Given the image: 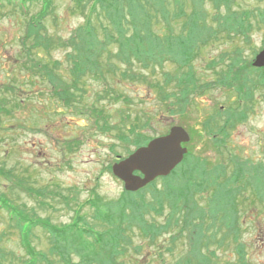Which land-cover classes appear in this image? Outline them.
I'll return each instance as SVG.
<instances>
[{
    "label": "rangeland",
    "instance_id": "rangeland-1",
    "mask_svg": "<svg viewBox=\"0 0 264 264\" xmlns=\"http://www.w3.org/2000/svg\"><path fill=\"white\" fill-rule=\"evenodd\" d=\"M2 1L0 107L5 106L10 112L0 113V200L15 207L25 217L44 220L59 228L79 220L102 232L105 228L93 213L99 209L94 207L95 202L89 203L93 194L100 196L104 210L105 202L109 206L119 200L126 204L138 201L144 205L152 200L149 189H139L142 191L139 195H136L139 190L126 193L123 182L111 171L113 163L137 147L126 139L132 137L129 134L132 126L150 139L167 134L172 126H182L190 136L184 145L192 157L205 161L207 170L214 164L227 163L229 155H235L239 162L245 163L244 170L264 161V71L252 64L256 54L264 48V0H218L217 3L182 0L188 13L179 17L171 0H145L150 2V13L154 17L146 14L148 8L147 12L142 9L137 16L141 22L149 19V23L146 22L149 29L141 32L143 40L155 35L187 33L183 26L195 2L201 5L204 11L201 16L210 29L216 31L215 37L202 43L204 46L192 62L193 67L182 68L179 62L170 60L152 68H143L137 62L126 64L115 58L113 54L118 46L113 45L110 51L102 50L105 53L99 60L103 68H97L96 73L86 71L76 79L70 73L66 58L72 47L64 42L76 34L87 17L97 27V37L104 39L99 22L107 23L105 13L98 5L91 13L89 5L95 0L89 3L83 0L86 3L83 10L77 7L75 0H46L44 12L41 0H24L27 14ZM234 18L244 22L248 30L244 34L232 32L228 36L221 26L226 19ZM32 21L38 28L27 38ZM34 40L35 47L32 45ZM235 57L240 61L239 65L244 63V68L236 66L239 70L236 72L232 68L230 72ZM53 61L59 62L55 69L59 79L55 83H66L69 89V95L63 100L54 95L49 82L46 69L53 70ZM43 66L46 69H41ZM107 66L110 71L106 70ZM113 69L117 71L113 72ZM122 70L128 71L132 79L123 78ZM187 73L197 78V88L190 94L187 104H180L174 96L161 98L162 89L177 94L180 90L177 79ZM118 95L121 98H117ZM96 109L107 120V128L101 129L95 123ZM238 111H243V115H238ZM224 118H229L226 129L211 130L215 121L223 124ZM234 168L229 164L230 172ZM195 174L199 175V172ZM164 181L157 178L152 187L160 190ZM196 181L202 184L200 188L196 187L197 191L192 188L200 222L202 216L208 218L207 213L212 211L215 201L209 203L213 189L207 190L208 178L203 175L189 183V187ZM251 194L245 191L237 197L238 206H229L230 213L236 210L232 222L235 218L238 231L224 241L225 245L222 244L225 238L220 235L215 241L218 244H212L210 249L206 244L207 237H203L200 245L203 235L196 236L200 227L190 223L198 213L189 215L184 223L185 212L189 209L179 201L180 206L178 204L172 215L171 231L144 235L134 226L129 233L132 241L123 242L127 247L123 248L122 254L113 256L111 251L116 247L111 244L107 248L110 251L105 249L104 255L112 260V264H178L188 255L194 261L200 256L202 261L204 256L212 257L213 254L218 259L214 261L216 264H264V199L255 196L256 200L250 201ZM247 198L249 203L245 202ZM163 211L156 216L153 211H148V217L164 223L166 207ZM204 225L205 231L213 222L206 221ZM52 238L50 232L36 226L27 240L36 257L46 254L60 264L58 256L50 253ZM69 241H64L62 247L66 243L70 259L74 263L83 261L81 255L73 252L75 240ZM95 246L86 243L82 246L87 259L94 260V253H100ZM26 250L19 229L1 207L0 254L3 255L0 264L28 262Z\"/></svg>",
    "mask_w": 264,
    "mask_h": 264
},
{
    "label": "trees",
    "instance_id": "trees-1",
    "mask_svg": "<svg viewBox=\"0 0 264 264\" xmlns=\"http://www.w3.org/2000/svg\"><path fill=\"white\" fill-rule=\"evenodd\" d=\"M5 1L7 4L17 6L23 14L28 13L24 5V0ZM75 1L77 2L78 8L81 7L80 9L82 10L85 8L86 3H84L83 0V4L80 2L81 0ZM85 1L89 3L92 0ZM212 1L217 3L218 0ZM41 2L42 12H44L47 3L46 0H41ZM94 3V6L89 3L92 9L91 13L95 11V7H97V5L101 7L105 13L104 17L106 18L107 23H104L103 21L99 22L102 33H104V39L100 40L97 37V27L93 26L90 22V17H87V21L78 29V31H76V34L71 39L68 41L65 40L64 42V45L66 44L67 46L72 47V50L67 53L68 56H66V58L69 60L71 68L70 73L75 79L79 78L86 71H93L96 73L97 68H103L104 65H102L103 63L99 60L100 57H102V55L105 53L102 50L110 51L112 50L111 47L113 45L118 46V50H116V52L113 54L115 58H118V60L126 64L137 62L140 63L143 68H152L155 65H162L165 61L170 60L173 62H179L182 68H192V62L198 56L199 50H201V48L204 46L202 43L209 41L208 39L212 38L216 31L210 29V25H208L205 21V18L201 16V14L204 12L201 5L195 2L194 9L189 14L188 20L183 26L184 31L186 30L187 33L182 32L184 34L180 33L170 36L155 35L154 37H150V39L143 40L140 38L142 35L141 32L149 29L150 26L146 24V22L149 23V19L145 20L146 22H141L142 19H137V16H139V12H141L142 9L147 12L148 8L149 12L146 14H150L152 17H154V14L150 13V2L148 4L145 2V0H95ZM171 3L174 7V10L179 14L178 17L181 14L188 13L186 10V5H183L182 0H171ZM2 5L3 1L0 0V6ZM156 8L158 12V4ZM39 18H41V16ZM36 20L37 19H35V21ZM38 21L41 24V20ZM221 27V29H224L228 32V36H231L232 32L235 34H244L245 30H248L246 24L242 21H238L237 18H234L231 21L226 19ZM35 28H38L37 24H35L33 21L30 22L29 29H27L29 31L27 38L34 34L32 30ZM112 29L114 30V33L111 32ZM32 45L37 46L35 44V40L32 42ZM233 60L234 61L231 65L230 72H232V68L235 69L234 71L236 72L239 70V67L240 69L244 68V63L239 65L240 61L237 57L233 58ZM37 63H39V60H37ZM52 63V71L46 69L44 66L41 67V69L43 68L47 70L50 85L54 90V95L63 100L69 95V89L66 86V83L59 85L55 83L56 81L58 82L59 79V76L55 71L59 62L53 61ZM256 68H258V70L261 69L264 71V67ZM106 70L110 71L111 69L107 66ZM112 71L116 72L117 70L113 69ZM121 76L123 78L129 77V79H132L133 77L126 70L121 71ZM177 80L178 86L180 88L177 94H169L166 93L164 89H162V97L160 95L159 97L168 99L170 96H174L180 104H187L189 102L190 94L195 90V88H197V78L194 76V74L189 75L187 73L183 77H178ZM158 87L161 88L162 86L158 85ZM59 88H61L63 91H61ZM117 98L121 97L118 95ZM178 110H180V107H178ZM2 112L9 113L10 110H7L5 106L0 107V113ZM94 114H96L95 123L97 126L101 129L107 128V120L104 119L103 114L97 109L95 110ZM97 114H100V116H97ZM237 114L243 115V111H238ZM100 120L102 121L101 123ZM228 120L229 118H226V120L224 118V122L222 121L223 124H221V122L217 123L215 121L211 127V130L215 129L216 131H223L226 129L227 124H229L227 123ZM129 134L132 135V137H126V139H129L131 144H133L135 147L145 144L150 139L146 134L138 131L135 126H132L129 129ZM229 164L235 166L232 172L229 171ZM243 166H245V163L239 162L235 155H229L227 163L220 162L218 164H214L207 170L205 168V161H200L195 156L192 157L191 153L188 151L183 161L168 176L161 177V179H164L165 181L164 186L160 190L152 187L154 181L141 188V190L149 189V191H152V200L146 201L144 198L146 201L144 202V205L138 201H131V204H126L123 202V204L120 203L119 200L118 202L116 201L115 203L111 204V206L108 205V202H105L104 210L100 196L97 194L94 196L93 194L89 203L93 205L95 202L96 205L94 207L99 209L93 213L94 217L99 220L101 225L105 228V230L102 232L95 231L94 228L90 227L91 225H89L88 222L81 223L79 220H73V222L69 223L64 228L56 227L55 225L44 220H32L22 215V213L18 212L15 207L2 199L0 200V208L2 207L8 212L9 219L19 229L22 245H24L27 249V258H29V261L25 262L24 264H36L37 262L56 264L53 260L49 259L48 255L46 254H38V257H36L35 251L33 250L32 246H30L27 237L31 234V231L36 226H40L51 233L53 238L50 253L58 256L60 264H112V260H110L108 256L106 257L104 255L105 249L110 251V249L107 248L110 247L111 244H114L116 249L111 251L113 256L122 254L123 248L127 247V245L123 242L132 241V237L129 233H131V230L134 226L138 227V230H140L144 235H147L151 232L166 233L168 230L171 231L173 229L171 226H173L174 223V218L172 219V215L174 210L178 208V204L180 206L179 201L185 204V207L189 209L188 211H190L185 212L186 214L184 216V223H186V218L189 215L194 216L198 213L195 220L194 217L190 219V223H192V225L195 227H200L196 233V236L203 235L199 244L201 245V243H203V237H207L206 239L208 242L206 244L210 249V247H213L212 244L217 243L215 241L219 235L220 237L222 236V239L225 238L222 240V244L225 245L224 241L227 238L232 237V234L238 231V228H235V218L232 222L233 217L236 215V210L230 213L231 209L229 208L230 205H232V207L238 206L237 197L243 195L245 191H250L252 192V196L248 197L250 201L253 199L255 201V196H257L260 200L264 199V161L258 162L256 165L247 166L245 168L246 170L243 169ZM197 172H199V175L195 174ZM179 175H181V177ZM203 175L209 180V183L206 184L208 188L207 190L210 188L211 190L213 189L212 198L209 200V203L212 204V200L215 202L212 211L207 213L208 218L202 216V220L199 222L200 211L198 209V202H195V191L198 190L197 188L201 187L202 184L200 182L202 180L200 182H194L191 187H189V183L195 179L201 178ZM173 176L177 178H174ZM192 188H194L195 191L192 190ZM141 190L138 191L139 193L136 192V195L141 194ZM125 192L128 193L126 190ZM248 198L245 200V202L249 203ZM136 199H139V196L138 198H135V200ZM164 207H166L165 218L167 219L164 223H157L154 218L148 217V211H153V215L155 216L157 214L161 215L164 212ZM101 210H103V213L100 212ZM78 217L81 218V216H77V218ZM82 219L84 218H81L80 220ZM206 221H212L213 225H210L204 231V223ZM79 223H81L82 226H79ZM189 232L191 235V230ZM70 239L75 240L76 246L73 248V252L77 255H81L83 259V261H79V263H74L72 259H70V253L67 251L66 243L64 248L62 247V243L64 241L69 243ZM85 243L86 245L94 244L96 245V249L101 250L100 253H94V260L90 259V261L87 259L86 255L83 254L85 250L82 246H84ZM199 251H201V248H199ZM111 253L109 252L110 255ZM2 255L3 254H0V256ZM189 257V255L188 257L185 256L184 262H179L178 264H216L214 261H218L214 254L212 257L204 256L202 261L199 260L200 256L195 261Z\"/></svg>",
    "mask_w": 264,
    "mask_h": 264
},
{
    "label": "water",
    "instance_id": "water-1",
    "mask_svg": "<svg viewBox=\"0 0 264 264\" xmlns=\"http://www.w3.org/2000/svg\"><path fill=\"white\" fill-rule=\"evenodd\" d=\"M254 67H264V48L252 62ZM189 140L182 126H172L167 134L149 140L124 158L112 164V173L123 182L126 191H136L155 178L168 175L183 159Z\"/></svg>",
    "mask_w": 264,
    "mask_h": 264
}]
</instances>
